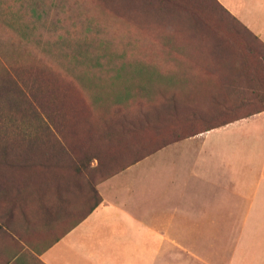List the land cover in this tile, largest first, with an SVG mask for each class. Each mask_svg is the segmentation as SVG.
<instances>
[{
	"label": "rangeland",
	"instance_id": "obj_1",
	"mask_svg": "<svg viewBox=\"0 0 264 264\" xmlns=\"http://www.w3.org/2000/svg\"><path fill=\"white\" fill-rule=\"evenodd\" d=\"M243 26L216 0H0V243L52 240L151 141L110 136L223 119L209 92L264 73L263 42Z\"/></svg>",
	"mask_w": 264,
	"mask_h": 264
},
{
	"label": "crops",
	"instance_id": "obj_2",
	"mask_svg": "<svg viewBox=\"0 0 264 264\" xmlns=\"http://www.w3.org/2000/svg\"><path fill=\"white\" fill-rule=\"evenodd\" d=\"M216 1L264 43V0ZM97 189L52 240L0 243V264H264V111L166 144Z\"/></svg>",
	"mask_w": 264,
	"mask_h": 264
},
{
	"label": "trees",
	"instance_id": "obj_3",
	"mask_svg": "<svg viewBox=\"0 0 264 264\" xmlns=\"http://www.w3.org/2000/svg\"><path fill=\"white\" fill-rule=\"evenodd\" d=\"M33 4L37 5L36 2L35 3L32 2V5ZM34 9L36 8L34 7ZM34 9H33V13H35ZM37 17H38L37 19H40L41 15L37 14ZM11 22L8 24L11 25ZM243 27L245 28L246 31H248L251 35H253L250 30H248L245 26ZM22 31H25V30L22 28ZM23 35L25 36H21V37L28 38L32 36L33 33H31L30 29L27 28V30L23 33ZM253 38L258 39L256 35H253ZM33 44L37 45V47H41V45L37 41H34ZM263 46H264V43H263ZM41 51L43 54L48 55V59H50L51 62L53 63L56 62V58L58 57L49 46L45 48H41ZM258 74L259 73L256 74V73H253L250 69H247V70H242V71L238 70V71H235L234 74L232 73L230 75H227L226 77H223L224 81L220 80L221 83L217 84V85H221V87L219 86L216 87L221 90L215 91L213 94L212 93L210 94L209 92V94L206 96L207 98H209V99H206L208 103L210 104L215 103L216 108L219 109L220 114L223 117V119H220L216 122L212 121V119H203V121H200V123L203 122L204 124L205 123L207 124L202 128H198L192 131L191 133L182 134L181 136L174 134L171 138L162 136L164 131L158 132L152 136H149L145 133L144 135H140L141 137H135L134 135H132L131 137H127L128 134H125V133H118L117 135H113L112 137L110 136L109 140L117 141L116 143H119L121 141L125 143V141L135 140V139H140V140L142 139L143 141L144 140L146 141L151 140V141L148 143L149 148L144 146L145 144L141 143V145L143 146V147L141 146L142 151L140 150L141 155L140 156L135 155L131 160H128L122 166V168L115 171L114 173L109 174L105 179L123 170L124 168L134 164L135 162L139 161L144 156L153 153L157 149L165 146L166 144H169L178 139L187 137L191 134L205 131L213 127H217V126L226 124L228 122L234 121L236 119L245 118L253 114L259 113L261 111H264V73L259 74V75ZM238 79H241L243 81V84H244L243 87L240 86L239 83H237ZM211 108H214V107L211 106ZM171 122L175 125V122L173 121ZM163 123L165 124V121H163ZM166 124H169V122H167ZM153 139L156 140L157 144L156 146L151 147L152 146L151 142L154 141ZM158 141H161V142H158ZM128 146L131 147L130 142ZM135 153H138V152H135ZM98 202L92 207V209L98 204Z\"/></svg>",
	"mask_w": 264,
	"mask_h": 264
}]
</instances>
